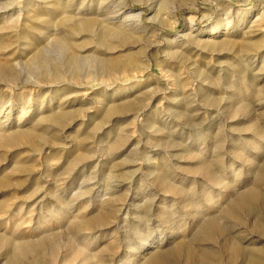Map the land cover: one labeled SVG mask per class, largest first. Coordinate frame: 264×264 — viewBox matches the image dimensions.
I'll list each match as a JSON object with an SVG mask.
<instances>
[{
  "label": "rangeland",
  "instance_id": "1",
  "mask_svg": "<svg viewBox=\"0 0 264 264\" xmlns=\"http://www.w3.org/2000/svg\"><path fill=\"white\" fill-rule=\"evenodd\" d=\"M0 264H264V0H0Z\"/></svg>",
  "mask_w": 264,
  "mask_h": 264
},
{
  "label": "bare ground",
  "instance_id": "2",
  "mask_svg": "<svg viewBox=\"0 0 264 264\" xmlns=\"http://www.w3.org/2000/svg\"><path fill=\"white\" fill-rule=\"evenodd\" d=\"M130 17V16H129ZM135 19H136V21L139 23L140 22V15H135V16H133ZM126 18H128V17H126ZM132 18V17H131ZM129 19V18H128ZM124 20V19H123ZM120 23H121V21H120ZM109 37V36H108ZM58 51L57 52H59L62 56H64L65 54H66V50L63 48V45H61V46H59L58 47ZM58 53V54H59ZM61 56V57H62ZM34 59V58H33ZM60 59V58H59ZM34 60H36V59H34ZM37 62H39V61H37ZM33 63V62H32ZM34 63H35V61H34ZM39 64V68L38 67H34V70L35 71H37L38 73L40 72V73H42L41 71H44V72H46L47 70H50V68H51V65H50V63L49 64H47V62H43V61H41V62H39L38 63ZM60 69V68H59ZM105 69V68H104ZM63 81V80H62Z\"/></svg>",
  "mask_w": 264,
  "mask_h": 264
}]
</instances>
